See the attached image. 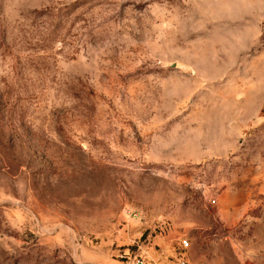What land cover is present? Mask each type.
Returning <instances> with one entry per match:
<instances>
[{"label":"rangeland","instance_id":"obj_1","mask_svg":"<svg viewBox=\"0 0 264 264\" xmlns=\"http://www.w3.org/2000/svg\"><path fill=\"white\" fill-rule=\"evenodd\" d=\"M137 261L264 264V0H0V264Z\"/></svg>","mask_w":264,"mask_h":264},{"label":"built area","instance_id":"obj_2","mask_svg":"<svg viewBox=\"0 0 264 264\" xmlns=\"http://www.w3.org/2000/svg\"><path fill=\"white\" fill-rule=\"evenodd\" d=\"M184 246L187 247V243L184 242ZM136 264H143L141 261H137Z\"/></svg>","mask_w":264,"mask_h":264}]
</instances>
